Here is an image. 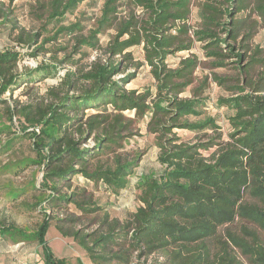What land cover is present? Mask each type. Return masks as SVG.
<instances>
[{
  "label": "trees",
  "instance_id": "trees-1",
  "mask_svg": "<svg viewBox=\"0 0 264 264\" xmlns=\"http://www.w3.org/2000/svg\"><path fill=\"white\" fill-rule=\"evenodd\" d=\"M34 1L35 13L49 20L72 11L83 0ZM123 1L105 0L96 28L75 37L78 45L96 47L97 33L114 28L105 51L119 59L96 60L85 71L59 76V85L47 89L57 101L5 107L10 120L14 113L22 118V132L33 139L34 162L41 171L38 187L44 195L28 207L43 213L34 228L0 219V236L9 241L4 244L36 242L44 251L43 264H59L44 237L56 217L53 225L82 246L93 264H146L141 260L154 253L165 258L164 264H264V49L252 47L249 41L264 27V0L203 1L200 23L191 32L187 22L191 0ZM131 2L146 16L129 10L118 17L119 6ZM0 16L7 20L6 12ZM78 28L75 22L55 33ZM15 40L35 44L37 51L44 50L48 39L43 37L36 45L34 36L21 29ZM194 41L203 42L205 55L215 58L212 66L226 65V57L237 60L230 67L235 77L212 75L230 92L217 98L218 104L233 111L232 131L224 142L214 140L220 135L215 132L205 141L189 143L173 131L218 128L214 117L189 118L202 113L206 77L192 88L191 97H179L194 81L198 57H182L175 67L166 62L168 54L189 50ZM140 44L155 83L154 96L148 89L137 92L125 87L135 71L112 77L123 72L122 60L133 59L129 48ZM34 51L30 54L36 55ZM20 57L13 47L0 49V103L6 91L56 73L55 65L21 67ZM141 64L135 63L134 70ZM229 79L236 82L228 83ZM64 87L58 94L57 89ZM125 111H134V117ZM147 113L146 130L155 135L160 148L161 172L144 174L136 185L140 201L136 210L123 218L96 213L97 226L90 232L76 227L81 215L102 211V206L96 205L86 187L74 186L73 177L79 174L114 194L126 188L141 160V152L126 149L128 138L135 122ZM69 205L74 210L64 217L55 214L53 207L62 214Z\"/></svg>",
  "mask_w": 264,
  "mask_h": 264
},
{
  "label": "rangeland",
  "instance_id": "rangeland-1",
  "mask_svg": "<svg viewBox=\"0 0 264 264\" xmlns=\"http://www.w3.org/2000/svg\"><path fill=\"white\" fill-rule=\"evenodd\" d=\"M104 1L83 0L72 11L66 12L56 19L48 20L46 16H42L39 12L35 13L34 4L36 3L34 0H0V12L4 11L7 13V20H2L0 16V49L13 47L15 50L20 51L19 64L21 67L56 66L55 75L48 76L35 83L20 84V86H16L10 92L6 91L2 96L5 100L0 103V219L5 223H14L27 229L34 228L42 219L43 213L38 207L31 209H28V207L30 203L41 199L42 195H44L41 187H38L41 180V171L39 165L34 162L37 155L33 149V139L22 132V118L14 113L10 120L5 107L7 105L17 107L18 105L35 103L40 100H43L44 103L57 101V98L49 94L47 89L50 87L55 88L59 85V76L70 70H76L78 73L85 71L96 60L105 62L108 59L116 61L120 58L119 55L111 57L105 51L111 37L116 33L114 28H108L103 33H97L98 46L96 47H91L87 44L78 45L76 43L75 37L77 35L86 36L96 28V20L100 16ZM203 1L206 0H191L190 15L187 20L190 27L189 32L198 27L200 23V5ZM118 10H120L118 17L126 16L129 10L137 16H146L143 14V9L136 6L133 2L119 6ZM75 22L79 24V28L75 29V32L62 30L55 33L60 26L67 27ZM21 29H24L25 33L34 36L36 45L41 43L43 37H46L48 40L43 42L44 50L34 51L33 47L35 44L28 46L26 44H18L15 39L16 34ZM249 41L252 47L260 45L264 49V27L258 28L253 38ZM202 45L203 42L194 41L191 49L168 54L166 62L169 66L175 67L182 57L189 55L198 57L199 64L194 72V81L184 92L179 94V97H191L193 94L192 88L198 87L206 77V86L202 93L204 106L200 109L202 113L192 115L189 118L194 120L206 116L214 117L218 128L200 132L174 128L173 131L176 135L182 137V140L189 143L205 141L215 132L220 135L214 140L216 142H224L229 138V133L232 131L229 118L232 116L233 111L226 106L218 104L217 98L219 96H228L230 92L224 88V85H220L214 80L212 75L217 73L229 78L235 77V70L230 67L237 65L235 63L237 60L236 57H226L223 60L227 63L226 65L212 66L211 61L215 58L205 55ZM129 50L133 59L122 60L123 72L116 73L112 77L118 79L131 71H135L134 77L124 84L125 87L135 89L137 92L148 89L154 96L155 83L150 73V67L144 62L142 44L130 47ZM31 51H34L36 55H31ZM137 62L142 64L134 70V65ZM257 70L258 68L254 69V72ZM235 82L236 79L228 80V83ZM64 89L65 87L57 89L58 94L63 93ZM72 91H69V93H72ZM125 114L129 117H134V111H125ZM148 118L149 113L138 119L131 128V137L128 138L126 149L130 153L141 152V160L135 173L129 178L126 188L120 190L118 194H114L102 186H94L90 180L79 174L73 177L72 184L86 187L93 194L96 205L102 206V211L98 210V212L81 215L75 223L76 227L82 226L86 232H90L97 226V223L93 221V217L97 216L96 213L105 211L111 216L123 218L126 216V212L136 210L140 203L136 185L144 174L154 173L158 175L161 172V165L158 160L160 148L156 144L155 135L146 130ZM91 143L92 140L87 141V144ZM213 149L214 147L211 148V151ZM209 153V151H203L205 155ZM20 164L24 165L21 167ZM21 190L24 191L20 194L15 193ZM12 193L16 194L15 198L10 196ZM36 195L37 197H35ZM53 209L56 212L59 210L57 206L53 207ZM71 210L73 211L74 208L69 205L68 208L62 209V214L56 212L55 214L58 217H64ZM74 212L79 213L77 211ZM55 219L56 217L51 218V224L46 228L44 235L54 260L59 264H93L82 246L71 237L63 236L57 230L53 225ZM4 240L6 241L7 239ZM5 241L2 244L7 243L8 240ZM24 248L33 252L37 251L35 255L31 253L25 256L31 259V262L28 261L29 264L44 263V251L36 242L28 241ZM20 253V251L15 252L10 257L0 256L1 264H10L3 261L4 259L17 262ZM164 259L159 253H154L141 261H146V264L154 261L164 264Z\"/></svg>",
  "mask_w": 264,
  "mask_h": 264
},
{
  "label": "built area",
  "instance_id": "built-area-1",
  "mask_svg": "<svg viewBox=\"0 0 264 264\" xmlns=\"http://www.w3.org/2000/svg\"><path fill=\"white\" fill-rule=\"evenodd\" d=\"M2 242H4V240L0 236V252H2V249H3L2 247L4 245H7L8 247L11 248V253L19 252L26 246V243L24 241H17V242L10 243V244H2ZM33 253L35 255L36 251H34ZM13 264H29V263L26 259L22 258V259H19L17 262H13Z\"/></svg>",
  "mask_w": 264,
  "mask_h": 264
},
{
  "label": "crops",
  "instance_id": "crops-1",
  "mask_svg": "<svg viewBox=\"0 0 264 264\" xmlns=\"http://www.w3.org/2000/svg\"><path fill=\"white\" fill-rule=\"evenodd\" d=\"M39 246V245H38ZM3 249H2V252H0V256H5V257H10V255H12V254H14V253H11V248L10 247H8L7 245H4L3 247H2ZM37 250V249H36ZM21 253H20V257H19V259H22V258H24V259H26L27 261H29V262H31L30 260L31 259H28L27 257H25L27 254H31V253H33V251H31L30 249H25L24 248V250L22 249L21 251H20ZM37 252V251H36ZM30 257V256H29ZM31 258V257H30ZM39 258V257H38ZM3 261H6V262H9L10 264H13V261H9V260H6V259H4ZM32 264V263H31Z\"/></svg>",
  "mask_w": 264,
  "mask_h": 264
}]
</instances>
